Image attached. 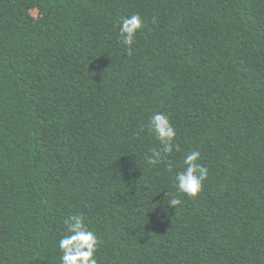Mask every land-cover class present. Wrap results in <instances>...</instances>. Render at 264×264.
I'll use <instances>...</instances> for the list:
<instances>
[{
	"label": "trees",
	"instance_id": "obj_1",
	"mask_svg": "<svg viewBox=\"0 0 264 264\" xmlns=\"http://www.w3.org/2000/svg\"><path fill=\"white\" fill-rule=\"evenodd\" d=\"M191 150L209 175L172 209ZM77 214L98 264H264V0H0V264H59Z\"/></svg>",
	"mask_w": 264,
	"mask_h": 264
},
{
	"label": "clouds",
	"instance_id": "obj_2",
	"mask_svg": "<svg viewBox=\"0 0 264 264\" xmlns=\"http://www.w3.org/2000/svg\"><path fill=\"white\" fill-rule=\"evenodd\" d=\"M142 28V20L139 14H132L122 18L119 23L120 42L131 49L136 42L138 32ZM147 131L150 133L158 148L150 149V155L143 159L148 166L166 163L168 171H172L173 164L169 160L170 155L179 151V145L175 143L176 129L169 118L162 113H153L147 123ZM201 153L191 150L184 154L181 163V171L174 175L175 193H166L168 206L175 209L181 205V196L195 199L202 190L203 183L209 175L208 167L201 162ZM64 234L58 241L60 252L59 264H98L96 253L101 241L97 234L91 230L80 215H70L64 221Z\"/></svg>",
	"mask_w": 264,
	"mask_h": 264
},
{
	"label": "rangeland",
	"instance_id": "obj_3",
	"mask_svg": "<svg viewBox=\"0 0 264 264\" xmlns=\"http://www.w3.org/2000/svg\"><path fill=\"white\" fill-rule=\"evenodd\" d=\"M34 14V13H33Z\"/></svg>",
	"mask_w": 264,
	"mask_h": 264
}]
</instances>
